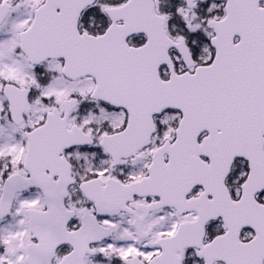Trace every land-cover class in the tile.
<instances>
[{
    "label": "snow or ice",
    "instance_id": "1",
    "mask_svg": "<svg viewBox=\"0 0 264 264\" xmlns=\"http://www.w3.org/2000/svg\"><path fill=\"white\" fill-rule=\"evenodd\" d=\"M0 264H264V0H0Z\"/></svg>",
    "mask_w": 264,
    "mask_h": 264
}]
</instances>
